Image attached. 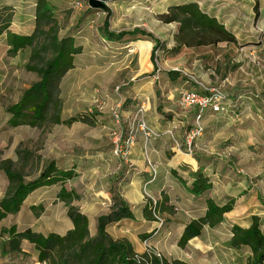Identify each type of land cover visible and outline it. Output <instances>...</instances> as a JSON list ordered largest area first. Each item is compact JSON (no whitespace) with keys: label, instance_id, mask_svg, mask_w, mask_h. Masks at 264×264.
<instances>
[{"label":"rangeland","instance_id":"374dc122","mask_svg":"<svg viewBox=\"0 0 264 264\" xmlns=\"http://www.w3.org/2000/svg\"><path fill=\"white\" fill-rule=\"evenodd\" d=\"M37 1L0 0V27L10 20L11 31L32 33ZM175 1L184 0H111L107 11L90 7L89 0H48L59 25V37L73 36L83 48L76 56L74 68L60 84L62 119H79L71 125L49 121L41 127L9 124L11 115L7 108L39 75L26 68L31 49L12 56L7 31L0 34V161L12 159L14 168L23 172L27 181L39 177L52 161L68 170L77 164L78 176L67 181L65 187L72 193L73 205L98 215L104 207L109 208L101 193L113 187L108 175H116L117 164L125 163L113 153L115 139L119 133L124 136L138 128L134 117L141 106L151 105L144 120L158 131L166 130L173 120H186L179 128L181 134L193 127L195 110L181 107L180 92L197 87L179 72L169 75L175 68L183 69L207 84L220 86L229 95V112L221 116L207 112L203 118L204 133L196 144L201 142L205 156L207 146L217 152L227 151L225 160L235 162L229 175L252 180L248 189L244 190L243 184L238 190L250 192L264 230V22L261 20L258 25V18L254 25L236 24L244 36L238 44L178 48L175 35L179 25L166 24L159 18ZM213 3L218 9L223 2L208 0L207 5ZM245 13L243 8L240 15L248 21ZM135 29L139 32L134 33ZM123 31L132 34L121 38L108 34ZM115 109L120 113L119 119L114 116ZM249 154L255 156L256 162L250 169L244 159ZM145 161L151 160L147 157ZM7 189L8 178L0 169V200ZM60 190V185H45L33 191L17 215H9L0 223V241L4 236L5 243L8 235L4 230L12 225L17 229L32 227L44 234L65 233L70 218ZM114 192L120 194L118 185L111 189L110 208L116 197ZM148 194V190L144 192L145 198L151 199ZM154 251L162 254L159 249ZM19 262L34 264L30 255L24 253Z\"/></svg>","mask_w":264,"mask_h":264},{"label":"trees","instance_id":"16d2710c","mask_svg":"<svg viewBox=\"0 0 264 264\" xmlns=\"http://www.w3.org/2000/svg\"><path fill=\"white\" fill-rule=\"evenodd\" d=\"M255 8L257 10V5ZM35 16L36 27L29 34L11 31L10 20L0 27V34L7 31L6 41L12 56L24 49H31L26 68L39 75V79L23 92L21 98L7 108L11 115L8 122L13 127L21 125L41 127L48 121L52 124L71 125L79 119L78 117L62 119L63 102L60 97V84L65 74L74 68L76 56L82 53L83 48L77 45L73 36L59 37V25L48 0L37 1ZM159 18L166 24L179 25L175 35L178 48L218 45L223 42L238 44L236 35L217 17L205 12L197 1L172 4ZM258 18L259 12L256 11L255 19ZM108 25L107 19L105 26ZM133 32H139V29ZM108 34L121 38L132 33L123 31L108 32ZM176 72L179 71H170L169 75ZM0 169L8 178L7 193L0 200V223L9 215H17L28 196L45 185H60V198L68 204V217L73 222V228L65 234L57 232L44 234L32 227L17 229L16 225H12L8 230H4L8 235L4 243L5 251H21L22 242L27 240L34 244L38 251V261L46 264H188L179 259L169 261L164 256L158 257L153 249L138 253L129 240L113 239L107 232V227L122 219L134 217L129 203L115 192L116 197L110 212L98 217L97 235L92 237L88 216L72 204V193L65 187L67 181L78 176L75 167L70 170L62 169L52 161L39 177L29 181L26 180L23 172L14 168L12 159H2ZM211 189L210 179L203 171H198L189 191L200 196L207 195ZM168 201V197L164 195L160 210V201L153 203L152 200L147 199L143 207L144 218L148 221H156L154 211L159 214L162 211L173 213V208L166 204ZM234 202L230 200L224 205H219L211 198H207L205 215L187 224L178 246L185 249L191 239L202 233L204 226L214 228L222 223L225 214L234 209ZM252 219L253 222L248 228L233 226L231 245L236 249L245 246L250 248L251 254L247 258V264H264V231L261 218L254 215ZM154 232L155 230L152 233ZM149 237L150 233L140 235L142 240Z\"/></svg>","mask_w":264,"mask_h":264},{"label":"crops","instance_id":"0c3cea01","mask_svg":"<svg viewBox=\"0 0 264 264\" xmlns=\"http://www.w3.org/2000/svg\"><path fill=\"white\" fill-rule=\"evenodd\" d=\"M188 1H197L205 12L223 22L238 40L243 39L244 36L238 31L237 25L243 23L254 25L256 5L260 18L258 25L261 20L264 22V0H222V6L218 9H214L215 3L207 5L208 0L175 1L170 5ZM243 8L246 10L245 16L249 19L248 21H244L243 15H240ZM14 32L18 33V31ZM143 106H145V112L148 114L151 105L148 103ZM213 115L221 116V114ZM183 116L185 117V114ZM185 122L184 119L173 120L167 126V129L172 128L175 136L183 141L184 146L181 149L175 147L167 135L152 140L148 147L142 133L137 131L136 143L129 156L132 163L130 165L118 163L116 175H108L109 182L113 180V187L117 189L118 185L120 195L129 203L134 217L110 224L107 227V232L115 240H129L138 253L145 252L147 246L153 250L159 249L162 252V254L160 253L161 256L169 261L179 259L188 264H247V258L251 254L250 248L247 246L240 249L233 248L231 240L233 226L239 225L248 228L253 222L254 215L261 216L254 206L250 192L243 193V189L246 190L250 187L249 184L252 183V180L249 181L248 178L244 179L242 176L233 177L229 175V170L235 165V162L229 163L225 160L228 155L227 151L218 150L217 152L214 147L207 146L205 148L208 155L205 156V149L199 142V144L195 143L192 153L187 152V131L181 134L179 129ZM148 148H150V153H148ZM234 154L238 155V152H234ZM147 157L155 167V174L152 166L145 161ZM235 158L239 157L236 156ZM246 158L244 157L250 169L252 163H256L254 161L255 156L249 154ZM119 164L120 166H118ZM73 167L76 169L77 164ZM198 171H203L212 183V189L207 195L196 196L189 191ZM76 172L79 174L80 171L76 169ZM243 184L246 185L239 191V185ZM113 187L111 186L109 190L100 191L108 200L106 203L109 208L104 207L98 215H94L93 211L89 209L81 210L89 218V229L92 237L97 235L98 217L109 213L111 210V189ZM146 189L150 196L152 195L153 198L160 201V210H162L164 195L169 199L166 204L173 208V213L161 212V216L166 217V220L164 219L165 224L161 229L157 228V221H148L143 216V207L147 202L144 195ZM92 190L94 191L95 188ZM207 198H211L219 205H224L234 199V209L225 214L223 222L218 226L214 228L204 226L202 233L191 239L188 246L182 249L178 246V241L187 224L205 215ZM71 228H73V222L70 219L68 230ZM35 230L42 232L38 229ZM154 230L155 232L152 233ZM145 233H150V237L141 240L140 235ZM1 240L3 243L0 241V264H20L19 260L22 259V253L29 254L34 264H41L38 261V251L34 244L24 240L21 251L8 252L4 250V236Z\"/></svg>","mask_w":264,"mask_h":264},{"label":"built area","instance_id":"2783aa9c","mask_svg":"<svg viewBox=\"0 0 264 264\" xmlns=\"http://www.w3.org/2000/svg\"><path fill=\"white\" fill-rule=\"evenodd\" d=\"M174 70L179 71L184 78L187 79L189 83L195 84L197 88H187L182 89L180 92V105L184 110H195L194 124L193 127L187 131L186 134V147L187 152L192 153L194 145L196 141L203 135L204 133V124L203 118L207 112L212 114H223L229 112V95L222 89L220 86H215L211 84H207L204 81H201L196 75L191 74L183 69L175 68ZM145 106H141L137 111L134 117V123L137 121L138 128L132 129L123 136V134L119 133L115 139V146L113 149V153L118 158L125 161V164H130L129 156L132 147L136 143V133L137 131H141L146 146L150 145L152 140L160 139L161 137L167 135L171 138L174 143V146L181 149L184 144L181 143L178 138H176L174 131L172 128L166 129L165 131H158L152 126H150L146 120H144L145 115ZM115 118H120V113L118 109L114 110ZM152 166L154 174L155 167L150 161L148 163ZM150 200L153 203H156L157 200L150 196ZM154 215L158 224V229H161L164 224V218L154 211ZM147 251H151V248L147 246ZM154 253L161 257L159 252L154 251ZM46 264V263H41Z\"/></svg>","mask_w":264,"mask_h":264},{"label":"water","instance_id":"95a60500","mask_svg":"<svg viewBox=\"0 0 264 264\" xmlns=\"http://www.w3.org/2000/svg\"><path fill=\"white\" fill-rule=\"evenodd\" d=\"M111 0H89V6L92 8H99L103 10H110V7L108 6V2Z\"/></svg>","mask_w":264,"mask_h":264}]
</instances>
